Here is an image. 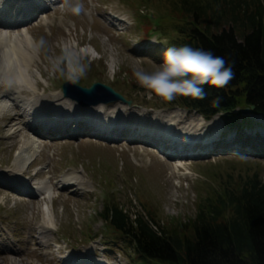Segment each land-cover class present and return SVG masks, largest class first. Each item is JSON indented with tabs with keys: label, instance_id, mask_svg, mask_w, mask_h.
<instances>
[{
	"label": "rangeland",
	"instance_id": "obj_1",
	"mask_svg": "<svg viewBox=\"0 0 264 264\" xmlns=\"http://www.w3.org/2000/svg\"><path fill=\"white\" fill-rule=\"evenodd\" d=\"M17 1L10 0L12 9L8 15H3V18L9 17L12 27L0 25V33L22 38L27 31L35 44L34 57L28 67L33 88L21 86L20 96L39 99L38 111L55 106L56 96L74 101L61 90L66 76L52 71L54 62L66 60L70 67L80 64L86 67V73L77 78L75 84L88 86L99 81L110 85L131 100L130 105L123 103L124 113L134 115L141 123L130 127L123 124L125 118H120V122L109 129L105 124L108 115L122 102L83 106L74 101L80 112L76 118L83 114L91 120L90 113L95 114L102 107L95 119L109 130L89 128L90 123L96 125L94 119L89 122L70 118L60 125L65 130L60 127L46 135L37 134L42 124L32 130L31 125L24 124V117L18 115L24 112L25 106L3 97L10 85L0 80V96L6 106L0 113V264H47L39 263L38 255L56 264L64 262V257L81 259L89 255L104 264H141L119 239L111 237L108 230L103 231L105 223L99 212L105 203L116 202L131 213L151 214L155 220L169 226L193 219L206 196L214 190L234 186L240 178L254 172L264 179L261 131H253L257 134L250 139L254 141L251 144H242V140L234 143L237 138L233 132L225 134L228 142L223 143L225 135L220 131L227 127L220 115L213 116L215 121L211 122L213 118L206 120L196 111L170 104L154 94L149 98L138 84L134 68L154 71L162 63L165 50L172 47L169 43L177 39L169 14L173 0H30L28 12L30 6L44 4L32 16L30 12L23 13L24 8L17 9ZM77 3L81 9L74 13L71 7ZM24 15H27L25 19ZM159 18L164 31L156 26ZM86 48L91 49V53H84ZM42 97H46L47 102L40 99ZM177 115L183 116V121H176L174 128L191 123L206 127V138L201 137L203 139L197 142V149L205 154L173 152L170 158L158 148L157 142L143 136L150 135L144 120L157 124L164 120V126ZM13 116L19 118V123L6 126ZM254 118L260 119L259 116ZM16 129L20 130L15 132ZM41 132L47 133L44 129ZM30 140L39 149L37 156L31 165L17 171V153ZM69 174L83 184L78 186L73 180L69 181L71 176L66 180ZM1 179L9 182L17 179L18 184H15L25 190ZM42 181L52 188L51 197L47 198L38 190ZM43 214L50 215L53 231L47 236L50 245L39 248L40 226H32L35 233L30 235L29 225L36 217L43 220ZM4 247L20 252L24 261L16 262L18 255L11 250L6 252Z\"/></svg>",
	"mask_w": 264,
	"mask_h": 264
},
{
	"label": "trees",
	"instance_id": "obj_2",
	"mask_svg": "<svg viewBox=\"0 0 264 264\" xmlns=\"http://www.w3.org/2000/svg\"><path fill=\"white\" fill-rule=\"evenodd\" d=\"M171 8L177 39L169 44L211 51L235 76L223 89L204 85L206 99L178 96L168 103L206 120L218 114L237 136L245 128L264 129V0H173ZM156 26L164 31L160 18ZM217 97L220 106L214 108ZM99 216L103 231L141 264H264V179L257 172L214 190L188 222L165 226L116 202L105 203Z\"/></svg>",
	"mask_w": 264,
	"mask_h": 264
},
{
	"label": "bare ground",
	"instance_id": "obj_3",
	"mask_svg": "<svg viewBox=\"0 0 264 264\" xmlns=\"http://www.w3.org/2000/svg\"><path fill=\"white\" fill-rule=\"evenodd\" d=\"M49 1H51V0H49ZM25 2H26V0H20L19 8H21V10H23V8L25 7V10L28 11L26 8H27V5L31 2H28L26 5H25ZM9 4H10L9 0H0V18H3V15H8L7 13H5L6 7L8 9H12L11 6H9ZM43 5L44 4L40 3L39 6L35 5L34 8H33V6H30L31 7V9L29 11L30 15L31 14L36 15V13H38L41 10L40 7H42ZM19 8H17V9H19ZM21 10H19V11H21ZM29 12H27V13H29ZM25 17H27V15H24V19H25ZM0 25L3 28H11L13 23L11 22V20H9V17L7 16V18H3V21L0 22ZM34 50H35V44L33 42L32 37L30 36V34L27 31L23 32L22 38L18 37V35L17 36L14 35V36L10 37L9 34H7V33H0V80L8 82V84L10 85V88L5 91V94L3 95V97L4 98L9 97L8 99H13L17 103L16 105H18L20 103V104H22V106H25L24 112L22 114L18 115L19 117H22V116L24 117V119L22 120L24 122V124L31 125V127H30L31 130L33 128L41 127L40 124H42V130L40 129V131H37L36 133L46 135V134H49L51 131L57 130L60 127H62L60 125H62L63 123L68 122L67 120H64L66 118H74L76 121H80L81 119H83V120L85 119V120H89V122L90 121L92 122L93 119L96 120L95 116L97 115V113L99 111L103 110L102 107L100 109H98L95 114L90 113V116H91V120H90V118L87 117V115H83L82 113H81L82 117L76 118L80 114V112L78 111L79 109L77 108V104L74 101H71L67 98H58V96H56L55 97V102H56L55 106L52 105L53 107L49 106V108L44 107L43 109H41V111H38L39 99H31V98L26 99V98H23L22 96H20V93H21L20 89L22 90L21 86H25V87L27 86L28 89L31 88L29 90H32V88H33L32 87V80L30 78L31 74H29L28 67H30V64L32 63L34 53H35ZM92 51H93V53H95L96 52L95 48H93ZM83 52L84 53L85 52L91 53V49L86 48ZM70 65H72V64L70 63ZM32 92L34 94L35 90ZM14 94H16V95L14 96ZM1 98H2V96H0V113L4 110V107H6ZM40 99H43L44 101L47 102L46 97H42ZM124 106L125 105H123V103H120V104L118 103V104H116L115 107H113L112 111L109 113V115H108L109 119L105 122V124L109 125L110 129H113L115 127V125H117L116 122L118 120H119L118 123L120 122V118L121 119L125 118L126 120L123 122V124L127 123V125H135L137 123H141V121L139 119H137V117H135L134 115L125 114L124 108H123ZM29 107H30V109H29ZM27 108H28V110H27ZM26 118H27V121H25ZM135 119H137V120H135ZM176 121L182 122L183 116H181V115L174 116L164 126H163V124L165 123L164 120L160 122L161 124L159 122L157 124L156 121L144 120V122L147 124H153L154 126H156V124H157V126H156L157 129H159L158 127L166 129V130L171 129V132H173V134H176V135L181 134L182 136H186L189 139H197L198 138L201 140L202 139L201 137L203 136V134L206 133L205 132L206 127H202V125H200V124H193L192 125V123H191L189 125L187 124V127H176V128H174L176 125ZM214 121H215V118L211 122H214ZM11 123L16 125L17 123H19V118L16 116L9 117V120H8L6 126H9ZM112 126H113V128H111ZM46 127H48V128H46ZM89 128L94 129L96 127L90 123ZM43 129L46 130L47 133L46 132L42 133L41 131H43ZM61 129L65 130L64 127H62ZM174 129L176 131H174ZM19 130L16 129L15 132L19 131ZM118 131H119V129H118ZM120 131L124 132V130H120ZM168 131H170V130H168ZM15 132H13V133H15ZM160 134H161V132L159 131L158 135L162 136ZM18 135H19V133H18ZM42 137H45V136H42ZM12 138H13V136H12ZM166 141L169 142L170 140H166ZM148 143L153 144L151 142H148ZM159 144H161L160 140H159ZM183 149L185 150V148H183ZM38 151H39V149L33 140L25 142L21 146V148L18 151L17 156H16V160H15L16 170L19 171V170L23 169L25 166H27L29 164L31 165V162L36 158ZM188 151H189V149L187 148L184 151V153L187 154ZM167 156H169V155H167ZM169 157L173 158L171 156H169ZM177 167H183V166L178 165ZM67 176H71V174L65 176L66 180L69 179V178H67ZM16 180L17 179H13V180H11V182H9L7 180L1 179V181H3L6 184H9V185H13V184L16 185L15 184V182H17ZM71 180H73V183H75V184L78 183V186H81L83 184V182L81 183V181L78 180V178H72V176H71V179L69 181H71ZM17 184H18V182H17ZM16 186L23 187L22 185H16ZM9 187L10 186H8L7 188H9ZM16 188H18V187H16ZM38 188H40L38 190H41L42 192L41 191L40 192L43 193L47 198L51 197L50 191L52 188L46 182L42 181ZM23 190H25V187H23ZM25 192L27 193V191H25ZM25 192H23V193H25ZM26 195L28 196L29 194H26ZM50 213H51V210H50ZM50 215H48V214L44 215L43 214V216H44L43 220H40V218L38 220L36 217L34 219V221H32L31 224L29 225L30 235H34V233H35V227L31 228L32 226H34V225L40 226L39 231H38L39 236H40V238H39L40 242L38 243L39 248L44 246V245H46V246L50 245L48 242L49 238L47 237L48 235H50L51 231H53L51 229L53 222L49 218ZM41 238L44 239V241ZM4 250L6 252L11 250V253H15L16 255H18L19 259L15 260L16 262L19 261L22 263L24 261L20 255L21 254L20 252L14 251L13 249L9 250V248H7V247H4ZM5 255H7V254H5ZM3 257L8 258V256H3ZM64 258H63V260H64ZM66 259H68V261L81 260L82 259L85 264H104V262L102 260H100V259L94 260L93 258L90 257V255L86 256L85 258H81V259L75 258L74 256H68ZM37 260L39 261V263L47 262V264H56L55 262H53V260L45 258V256H43V255H38ZM64 263L66 264V262H64ZM25 264H31V263L25 262Z\"/></svg>",
	"mask_w": 264,
	"mask_h": 264
},
{
	"label": "clouds",
	"instance_id": "obj_4",
	"mask_svg": "<svg viewBox=\"0 0 264 264\" xmlns=\"http://www.w3.org/2000/svg\"><path fill=\"white\" fill-rule=\"evenodd\" d=\"M80 9L79 3L71 7L74 13H79ZM52 71L75 82L86 73V67L83 64L70 67L66 60H59L53 63ZM133 74L138 84L147 91L149 98L154 94L166 102H171L178 96L194 100L206 99L204 85L223 89L235 76L233 67L223 57L188 45L167 48L162 63L154 71L148 72L135 67ZM211 106L219 108V97L212 101Z\"/></svg>",
	"mask_w": 264,
	"mask_h": 264
},
{
	"label": "water",
	"instance_id": "obj_5",
	"mask_svg": "<svg viewBox=\"0 0 264 264\" xmlns=\"http://www.w3.org/2000/svg\"><path fill=\"white\" fill-rule=\"evenodd\" d=\"M61 90L65 97L73 99L83 106L116 101H120L127 105L131 103L130 99H126L110 85L99 81H94L88 86H82L67 79L62 83ZM251 108H253V105H251V107L242 108L241 112L247 114Z\"/></svg>",
	"mask_w": 264,
	"mask_h": 264
}]
</instances>
